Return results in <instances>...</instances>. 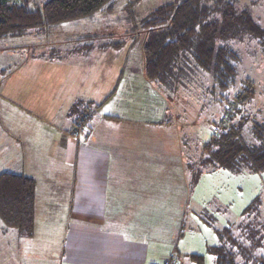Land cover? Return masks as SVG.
Segmentation results:
<instances>
[{"label":"crops","instance_id":"crops-1","mask_svg":"<svg viewBox=\"0 0 264 264\" xmlns=\"http://www.w3.org/2000/svg\"><path fill=\"white\" fill-rule=\"evenodd\" d=\"M138 1L125 0V5L132 7ZM113 4L114 0L109 12L113 11ZM127 55L129 52L125 58ZM89 57L84 55L77 60L71 54L67 58L73 61L71 73L60 67L63 57L40 56L13 65L15 72L11 75L10 69L0 74V172H18L35 178L39 163L47 161L48 147H53V155L57 151L62 166L71 167V185L68 197L63 200L52 198L58 191L56 188L39 197L35 182V229L29 238L37 236L40 225L45 246L59 244L57 264H158L168 253L175 252L170 246L179 230L185 227V211L193 200L191 171L184 152H180L181 157L165 156L154 153L158 151L152 148L162 143L177 144L168 134L165 138V133L158 132L162 128L169 130L167 104L171 100L154 91L143 75L124 77L119 68L121 63L116 65L115 74L106 77L111 70L96 68L93 76L98 74V82L107 79L98 96L99 107L118 97L120 112L114 106L113 110L99 114L102 130L95 124L76 125L74 115L69 113L71 105L78 100L97 103L89 91L90 81L85 78V73L93 72L87 68L91 66L86 62ZM103 64L111 66V61ZM5 75L9 76L5 78ZM135 81L152 92L142 100L139 92L131 94ZM72 85L86 90L81 94L76 88L73 93ZM92 88L95 89L94 85ZM107 95L110 96L103 100ZM144 102L156 117L144 120L149 123L147 130L152 131L151 137L125 136L120 143L121 137H115L111 127L122 124L121 128L127 130L129 127L125 124L132 123L131 127L137 129L138 113ZM136 103L139 105L133 107ZM124 144L134 147V151L129 159H119V162H134L133 169L121 168L119 185L110 188L112 151L117 147L119 152L120 145ZM11 236L16 240L21 238L16 231ZM165 243H168L166 248ZM187 261L194 263L189 258Z\"/></svg>","mask_w":264,"mask_h":264},{"label":"rangeland","instance_id":"rangeland-1","mask_svg":"<svg viewBox=\"0 0 264 264\" xmlns=\"http://www.w3.org/2000/svg\"><path fill=\"white\" fill-rule=\"evenodd\" d=\"M43 1L44 0H30L29 6L30 8H35ZM167 1L169 0H139L137 3L133 4L132 7H125V0H114L112 6L115 7L112 12L105 10L104 12L96 13L91 19L61 23L53 27L46 34L40 32V30H35L24 37L0 40V69L5 70V72L0 71V74L2 75L10 69L9 73L11 75L15 72L13 65L20 64L24 62V59L27 60L29 57L40 56L43 58H51V56H55L56 58L63 57L65 60L61 62V64L67 66L63 67L61 64L59 65L62 69L65 68L66 72L71 73L70 67H72L71 63H73V61L71 62L67 60V58L71 57V54H73V56H76L75 59L81 60L80 58H83L85 55H80V53L76 55V52L73 50L75 46L79 44L77 38L80 35H84L85 37L88 35L87 33H92L100 36L114 35L122 37L125 31L130 30L127 26H129L131 22H137L151 9ZM238 6H248L253 18L264 26V0H239ZM117 16L120 17L115 18ZM135 33L133 34V39H130L132 37L130 36V40L128 39L120 50L111 48L106 50L94 49L87 54L88 57H90L88 59L89 61L87 60L86 62L91 64V66H87V68L93 72L89 74L85 73V78H88L90 81L89 91L91 94H94L93 96L97 103L90 104L83 100V104L79 107V110L72 113L74 115V120L78 121V119L85 118L87 119L85 122L86 124L98 125L102 130L103 125L100 127L99 123H102V121L100 120L99 114L108 112L110 109L113 110L114 106L119 108L118 111L120 112V98L118 97H114L108 104L101 106V108H96L95 105L101 103L98 101V96L101 94L102 89L104 90V82L107 79L99 83L98 74L95 76H93V74L96 68L99 70H111L105 77L111 73L115 74V70L117 69L116 65L121 63L119 68L123 70L122 75L124 77L130 75L136 76L138 74L142 75L141 46L143 36L140 37L138 33ZM117 37L116 39H119ZM227 44L234 49L240 57V62L237 67L235 90L240 88L246 78L253 81L255 89L253 99L250 103L243 106V111L240 112L237 117L246 116L250 118V120L257 119L259 121H264V55L256 40L249 35H245L239 40H229ZM128 52L129 55L125 58ZM98 60L102 62L97 63L99 62ZM108 60L111 61V66L103 64L108 62ZM191 63L192 62L188 64L187 70H184L185 73L183 72L180 76L175 92L170 93L172 94V98H170L171 101L167 104L169 106L167 114L171 124L169 130L162 128L163 130L158 131L160 133H165V138L167 136L174 138V144H177L176 146H172L162 143L163 145H155L152 148L158 151L154 153L165 156L176 155L181 157L180 152L183 151L187 158V163L194 164L199 158L202 142L207 139L217 122L224 123L226 117L223 106L226 105L222 101L223 98L220 92L218 94L211 92L210 85L212 81L209 73L198 68H191ZM120 70L118 72H120ZM99 74L101 76V72H99ZM8 76L5 75L4 77L7 78ZM94 82H96V84ZM93 85L95 89L92 88ZM149 85L154 88V91L157 93L159 92L162 97H166L165 92L160 91L161 87L159 85L153 83H149ZM76 88L81 94L84 92L83 90H86V88L83 90H80L79 87L73 88L72 85L73 93L76 92ZM130 92L131 94L139 92V97L141 99L150 94L152 89L145 86L143 89V87L138 85V82L135 81ZM124 95H126V93H124ZM136 101L138 102L139 98H137ZM138 105L139 104L136 103L133 107ZM146 106L148 105H142L141 113H138L140 123L137 129L135 126L131 127L132 123H124L125 126L129 127L127 130L121 128L123 127L120 126L122 124H119V126L118 124H113V127H111L112 134L115 137H121L120 143H123L122 138L125 136L132 137L142 134L143 137H147L151 135L152 131L147 130L149 123L144 120L155 116L150 113L149 106L147 109ZM93 110L97 111L88 119ZM132 110L134 111L135 109ZM155 113L158 116V112L156 111ZM78 115H80V117L82 116V118H78ZM222 118L223 120L220 121ZM135 124L136 123H134V125ZM246 128L247 125L244 127V132L247 131ZM166 134L168 135L166 136ZM178 141L180 143H178ZM119 148V152L117 147L112 151L114 161L110 170V188L119 185L120 178L118 177V172L121 168H129L130 170L133 169L134 165V162H119V159H129L131 153H133L132 151H134V147L124 144L123 146L120 145ZM52 149L53 147H48L47 161L42 160V163H39L38 170H35L36 175L34 179L39 197H44L50 188L51 190L56 188L58 191L52 198L55 197L56 200H63L65 197H68L67 193L71 185L72 169L71 167L62 166L59 162L56 149L54 155L51 153ZM190 183L193 200H191L192 203L190 204V208L185 211V217L183 218L185 220V227L183 226L179 230L181 232L177 233L170 246L175 252L168 253L167 257L171 254H175L177 255L176 264H189L187 261L188 258L184 254L194 252L203 255V264H213V256L207 249L208 246L217 244L218 237L214 228L227 226L230 223H233V226L237 225L238 221L242 219L241 213L243 209L256 197H258L261 202L260 207L262 216L260 220L264 223V171L244 170L233 172L226 169H214L213 171H202L196 178H192L191 176ZM52 204L54 205L55 203ZM181 218L182 216L180 219ZM167 223H171V220H168ZM253 223H255V221H253ZM174 226L175 228L178 227L177 222ZM38 228L39 231L35 238L31 239L20 235V240H16L15 237L11 236V233H14L15 230L1 226L0 221V264H57L60 254L59 244L48 243V246H45L46 241L42 234V227L39 225ZM254 228L259 227L256 225ZM6 231L8 232L5 233ZM258 235L264 237V227L258 229L257 236ZM164 246L166 248L168 243H165Z\"/></svg>","mask_w":264,"mask_h":264},{"label":"trees","instance_id":"trees-1","mask_svg":"<svg viewBox=\"0 0 264 264\" xmlns=\"http://www.w3.org/2000/svg\"><path fill=\"white\" fill-rule=\"evenodd\" d=\"M29 1L0 0V40L24 37L35 30L46 34L61 23L91 19L96 13L108 10L113 0H44L35 8H30ZM238 1L169 0L137 22H131L127 26L130 30L122 37L87 33L77 38L79 44L73 49L83 55L94 49L120 50L130 36L133 39V34L138 33L143 36L142 75L149 83L159 85L168 99L172 98L170 93L177 89L180 76L190 62L191 68L209 73L210 90L221 93L227 120L217 122L218 126L202 142L198 160L188 163L192 178L214 169L264 171V121L237 117L255 95L253 81L246 78L235 90L240 57L227 44L229 40L249 35L264 55V26L253 18L248 6L239 7ZM54 57L51 59H57ZM82 104L83 100L76 101L69 113L78 111ZM86 120L82 118L74 123L85 124ZM35 198L34 178L18 172H0V221L4 227L31 237L35 229ZM260 203L256 197L243 209L239 225L214 228L218 243L207 249L213 256V264H264L263 233L257 236L258 229L264 227ZM256 225L259 228H254ZM187 257L195 264L204 263L201 254L190 253ZM164 259L158 264H163Z\"/></svg>","mask_w":264,"mask_h":264},{"label":"built area","instance_id":"built-area-1","mask_svg":"<svg viewBox=\"0 0 264 264\" xmlns=\"http://www.w3.org/2000/svg\"><path fill=\"white\" fill-rule=\"evenodd\" d=\"M217 130L214 129V132ZM163 264H176V257L174 255H170L169 257H166L163 261Z\"/></svg>","mask_w":264,"mask_h":264}]
</instances>
